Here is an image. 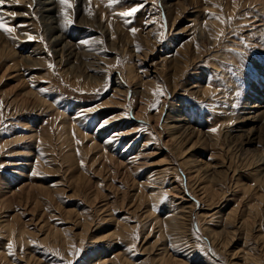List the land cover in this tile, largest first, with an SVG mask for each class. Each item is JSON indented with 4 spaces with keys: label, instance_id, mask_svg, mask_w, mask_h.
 I'll return each instance as SVG.
<instances>
[{
    "label": "rangeland",
    "instance_id": "rangeland-1",
    "mask_svg": "<svg viewBox=\"0 0 264 264\" xmlns=\"http://www.w3.org/2000/svg\"><path fill=\"white\" fill-rule=\"evenodd\" d=\"M70 3L2 9L0 264H264V0Z\"/></svg>",
    "mask_w": 264,
    "mask_h": 264
},
{
    "label": "snow or ice",
    "instance_id": "snow-or-ice-1",
    "mask_svg": "<svg viewBox=\"0 0 264 264\" xmlns=\"http://www.w3.org/2000/svg\"><path fill=\"white\" fill-rule=\"evenodd\" d=\"M17 2H18V0H17ZM5 3H6V0H0V30H3L6 33H8L9 35H11L13 33L14 29L11 27H8L6 15L8 17H15L16 13H4L2 9L5 6ZM60 3L64 4L66 6V8L72 7L70 0H60ZM29 7H31V6H29ZM138 11H139L138 7H133L129 11L121 13V15L125 16V17L133 16ZM65 16L67 17V12H65ZM71 22H72L71 18L69 17L68 23H71ZM132 31L135 32L136 29H132ZM28 39L33 40V39H35V37L29 36ZM68 264H72V262L69 261Z\"/></svg>",
    "mask_w": 264,
    "mask_h": 264
},
{
    "label": "bare ground",
    "instance_id": "bare-ground-1",
    "mask_svg": "<svg viewBox=\"0 0 264 264\" xmlns=\"http://www.w3.org/2000/svg\"><path fill=\"white\" fill-rule=\"evenodd\" d=\"M50 10H52V9H50ZM49 10V11H50ZM47 11H48V8H47ZM57 42V41H56ZM260 105H258L257 103H255L251 108H258ZM257 111V110H256Z\"/></svg>",
    "mask_w": 264,
    "mask_h": 264
}]
</instances>
